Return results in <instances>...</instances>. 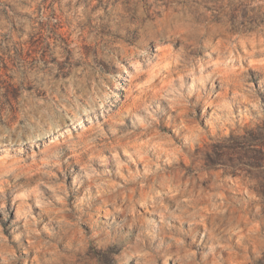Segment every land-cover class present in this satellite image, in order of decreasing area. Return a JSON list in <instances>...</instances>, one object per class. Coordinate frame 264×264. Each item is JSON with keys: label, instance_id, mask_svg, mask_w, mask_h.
I'll use <instances>...</instances> for the list:
<instances>
[{"label": "clouds", "instance_id": "obj_1", "mask_svg": "<svg viewBox=\"0 0 264 264\" xmlns=\"http://www.w3.org/2000/svg\"><path fill=\"white\" fill-rule=\"evenodd\" d=\"M0 264H264V0H0Z\"/></svg>", "mask_w": 264, "mask_h": 264}]
</instances>
